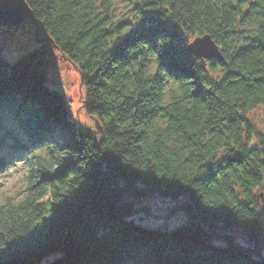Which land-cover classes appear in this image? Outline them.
I'll return each instance as SVG.
<instances>
[{"label":"trees","instance_id":"obj_1","mask_svg":"<svg viewBox=\"0 0 264 264\" xmlns=\"http://www.w3.org/2000/svg\"><path fill=\"white\" fill-rule=\"evenodd\" d=\"M26 1L55 48L0 52V128L41 148L0 204V264H264V0ZM205 33L222 61L188 51ZM57 51L79 111L50 84ZM167 208L186 219L151 225Z\"/></svg>","mask_w":264,"mask_h":264},{"label":"rangeland","instance_id":"obj_2","mask_svg":"<svg viewBox=\"0 0 264 264\" xmlns=\"http://www.w3.org/2000/svg\"><path fill=\"white\" fill-rule=\"evenodd\" d=\"M38 44L35 40V27L30 20H25L16 27H0V46L3 47L1 52H3V57L10 62L17 61L22 55L36 48ZM56 53L59 54L58 51ZM48 71L51 86L59 89L67 99H70L71 107L79 111L78 92L80 91V76L77 68L63 57L56 56L55 63ZM5 117L9 118L8 116ZM82 117L84 118V116ZM250 117L259 129L264 130V106L252 110ZM7 124L8 126H12L11 120H8ZM16 132L20 140L26 139L25 135L21 134L20 131ZM61 142V139L57 140V143L60 145ZM31 149L36 152L41 148L33 146ZM15 153L17 157L13 158L12 156L13 160L8 169L0 175V203L19 201L25 192L26 175L30 169L32 158L28 151H21L20 153L15 151ZM170 204L166 203L165 205ZM167 210L168 208L156 218L149 219L151 220V225L158 227L167 226L171 229L186 219V214L183 211L166 213ZM140 215L143 216L142 211H138L135 216ZM233 232L239 236L241 235L240 230H234ZM262 256L264 257V243L262 244Z\"/></svg>","mask_w":264,"mask_h":264},{"label":"water","instance_id":"obj_3","mask_svg":"<svg viewBox=\"0 0 264 264\" xmlns=\"http://www.w3.org/2000/svg\"><path fill=\"white\" fill-rule=\"evenodd\" d=\"M29 19L35 26V37L38 39V42H52L49 35H45L44 38H39V21L35 18L33 11L26 0H0V27H16L19 26L24 20ZM55 46V45H54ZM188 51L196 56L203 57L205 59H214L221 61L223 60V53L219 45L208 33L196 36L188 44ZM1 52V48H0ZM82 80L80 81V85ZM95 122V131L99 136H102L103 130L102 126L97 118H94ZM262 196V193H260ZM166 203L174 204L176 201L174 199H169L162 202L159 206H162ZM248 241V240H247ZM255 240L254 242H257Z\"/></svg>","mask_w":264,"mask_h":264}]
</instances>
